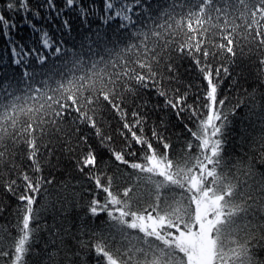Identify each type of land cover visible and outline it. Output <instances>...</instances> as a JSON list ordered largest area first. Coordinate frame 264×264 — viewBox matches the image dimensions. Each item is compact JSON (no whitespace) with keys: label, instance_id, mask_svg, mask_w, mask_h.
Segmentation results:
<instances>
[{"label":"snow or ice","instance_id":"snow-or-ice-1","mask_svg":"<svg viewBox=\"0 0 264 264\" xmlns=\"http://www.w3.org/2000/svg\"><path fill=\"white\" fill-rule=\"evenodd\" d=\"M2 2L0 36L20 75L0 68V187L19 202L16 235L0 236V264H264V173L256 169L264 127L251 140L253 155L233 165L244 180L223 170L222 155L230 115L248 108L264 125V0ZM9 12L38 33L40 47L11 38ZM72 14L85 30L80 51L34 23L71 34ZM113 25L112 37L100 31ZM50 55L68 71L37 80L35 65ZM192 70L199 83L189 103L193 84L183 76ZM245 70L252 90L226 111L220 86L247 79ZM108 113L117 127L106 132ZM160 113L191 122L178 155ZM58 153L74 157L86 182L79 191L52 174ZM46 213L53 223L42 226ZM40 231L50 239L38 251Z\"/></svg>","mask_w":264,"mask_h":264},{"label":"trees","instance_id":"trees-1","mask_svg":"<svg viewBox=\"0 0 264 264\" xmlns=\"http://www.w3.org/2000/svg\"><path fill=\"white\" fill-rule=\"evenodd\" d=\"M33 4L41 2V0H32ZM62 0H57V3H61ZM97 4L99 5V0H97ZM0 11H6L5 4L0 0ZM43 12V10H41ZM9 15L12 16L13 21L17 24V28L14 29L11 33V38L15 40L17 43L26 45L28 48H38L40 47L38 43V33L34 32L33 29L26 25L23 20L20 19L18 14H12L9 12ZM74 24V30L71 34L63 33L55 23L50 24L48 20H35L34 23L37 24L39 28L48 31L52 34L56 40H64L66 41L65 47L72 48L75 47L77 51H80V44L85 38V30L80 26L79 19L72 14L71 16ZM96 25L93 24V31H95ZM115 29V25L112 26L111 29H107L103 26L100 27L101 32H107L109 37L113 36V30ZM94 38V37H93ZM8 37L0 36V68L6 69L9 77L15 75L17 78L20 73L19 70L16 69L15 65L10 64V45L8 43ZM84 51H87L85 47ZM187 65V62H185ZM36 71L40 73L37 77V80L47 78L48 76H52L53 81L55 79L61 78V73H66L68 70L64 67L61 60H58L55 56H49V60L43 68L40 65H35ZM241 69H235L233 76H236V73L240 72ZM181 72H184V68L181 69ZM244 76L247 79H240L239 84H235L232 78H225L223 83L220 86V98L228 97L229 102L228 106L225 109L226 111H231L232 105L235 102V98L237 96L243 95V89L252 90L250 85L252 84L253 77L248 75V72L244 71ZM183 79L187 83H192L193 88L190 92V100L189 103H192L195 99V94L197 92L196 85L199 83L196 73L194 70L184 73ZM260 92H264V88L259 89ZM202 95V93H201ZM259 95V92L257 93ZM257 112H259V108H257ZM160 115H164V118L169 121L167 125V132L165 133L170 137L171 143L173 144V150L178 155L181 152V149L184 147L186 140L188 139V134L185 132L183 124L189 123L191 126V122L184 120L179 121L172 117L170 114L165 115L160 113ZM230 124L226 129V133L224 136V144H223V160L225 162L224 171H227L229 176L234 180L238 177L240 180H244L245 176L243 175V168L238 172L237 167H233L234 164L237 163L241 158L247 159V156L253 155L250 151V143L253 137H258L261 133L262 127L257 122V116L253 115L249 112L248 108H241L236 111L235 115H230ZM152 120H156V114L152 116ZM109 125L112 128L117 127V121L114 118L113 113L106 114L105 122H104V130L106 132L110 131ZM85 132L90 135V142L96 148L98 153L104 154L106 150L102 148L96 140V137L87 129ZM122 141L117 136L114 147H121ZM138 152L139 149H136ZM58 158V162H57ZM57 158L53 159V164L56 165L53 169H51L52 174L55 176L56 180L60 183L68 182L70 185L75 186L74 190L79 191L80 186H86V182L83 177L75 170L74 167V157L70 156L68 153H64L63 155L57 154ZM102 165L107 166L111 169H115V165L110 160V156L108 154H104L102 158ZM256 169L259 173H264V165H256ZM121 170L123 171V166H121ZM130 171V170H129ZM48 174V170L45 171V175ZM259 178V175L257 176ZM251 183V181H250ZM19 202L10 197L3 191V188L0 187V236H7V232L11 231L12 235H16L15 228L13 225L16 221V210ZM257 222L260 221L259 216L254 218ZM47 223L51 225L53 223L50 214H45L42 219L43 223ZM100 223V222H98ZM97 225L94 224L93 227ZM50 236L47 231H40L38 234V241L36 245V249L42 250L44 246V242L48 241ZM8 245L5 244V247ZM261 256H264V252L261 253ZM33 259H36L35 257Z\"/></svg>","mask_w":264,"mask_h":264}]
</instances>
